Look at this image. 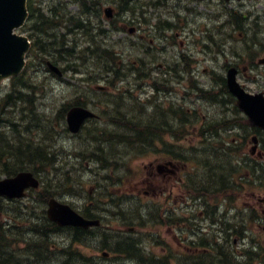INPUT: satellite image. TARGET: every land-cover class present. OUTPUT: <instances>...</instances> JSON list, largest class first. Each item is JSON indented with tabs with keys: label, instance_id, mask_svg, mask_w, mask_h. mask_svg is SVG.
I'll return each mask as SVG.
<instances>
[{
	"label": "flooded vegetation",
	"instance_id": "1",
	"mask_svg": "<svg viewBox=\"0 0 264 264\" xmlns=\"http://www.w3.org/2000/svg\"><path fill=\"white\" fill-rule=\"evenodd\" d=\"M136 2L137 0H30L31 14L20 31L28 33L38 55H47L48 60L45 63L52 56L56 57L51 62L65 77L71 73L67 70L80 71L81 65L77 62L68 63L69 50L77 56L84 51L88 56L96 49L104 47L105 43L109 45L112 35L125 34L121 39L124 41L123 46L129 45L131 50L139 47L140 50L133 51L136 57L130 58L127 63L120 61L118 72L123 76L121 82L125 79L131 80L127 82L128 86L124 91L128 98L126 108L129 113L142 114L147 98H181L184 101L189 98H207L203 99L205 104L217 109V113L201 115L202 121L199 125H205L201 130L207 132L210 126L215 125L218 132L223 134L238 133V137L233 134L231 139H226L229 142L222 140L213 144L215 148L223 150L224 156L228 155L226 150L235 149V153L228 157L236 158V170L231 174L227 165L221 163L219 185H216V180L213 182L211 169L206 163L202 164L205 177L195 174L193 169L196 168V157L205 156L207 153L211 160L212 154L210 150H204L206 143H200L197 153L192 147V152L186 153L187 157L180 155L178 109L182 108L179 103L173 105L171 112H166L172 120L166 126L161 121L156 129L160 137L152 145L155 146L154 150L157 148V157L148 162L149 177L145 179L149 181L146 184L152 189L153 193H150L152 197L155 196L157 203L160 220L157 237L164 240L166 246H174L172 258L176 263L183 258L187 260V264H196V259L201 258L204 259V264H264V183L260 182L259 170L261 161H264V131L249 128L253 145L250 142L249 156L246 155L251 168L247 172L239 161L244 160V147L248 143L242 142L243 133H239L243 129L244 117L237 108L235 98L227 92V74L230 69L234 70L237 81L245 69L249 68V72L255 68L264 69V63L259 62L261 58L264 60V57H260V54H264V20L254 14L251 22L252 46H241L239 52L238 47L227 46L231 35L224 32L231 16L235 14L229 11L220 13L223 14L222 18L228 15L221 24V17L215 22V26L209 19L206 25L201 24L199 33H194L199 38H194L193 51L189 44L185 45L180 40V33L188 35L185 26L188 17H200L196 14L186 16L194 9L188 8V4L183 6L180 2L176 3L175 0H140L139 7H136ZM247 2L251 1L232 0L228 3L242 8ZM117 45L113 44L116 50L121 47V41ZM228 52L232 62L227 57ZM158 54L163 58L162 62H157L155 55ZM167 54L170 55L169 61H166ZM220 56L223 61L218 64ZM212 63L217 68L207 67ZM240 64H244L246 68L240 69ZM201 70L205 74H201ZM49 75L59 82L65 78L56 73ZM87 78L90 79L91 76ZM86 80L82 79L81 83ZM252 80L255 81V78ZM27 89L34 93V83L28 84ZM5 96L0 98L1 130L13 129V125H24L28 119L25 114L27 99H24L22 106L13 101L16 96ZM32 97L36 95L32 94ZM191 109L185 110L183 114L193 119L197 111ZM10 112L12 118H7L6 114ZM161 113H164L163 110ZM100 117L101 115L98 119ZM63 118L64 127L54 130L47 129L51 121L41 116L31 121V125L39 130L37 137L32 139V144H46L48 156L55 165L63 163L61 142L67 137L65 116ZM53 124L56 126L55 121ZM27 131H30L28 126L21 135L22 138ZM14 139L17 140L16 136ZM255 152L260 158H254ZM44 157L48 158L45 155ZM262 177L264 178L263 171ZM141 193L149 194L148 191H139L138 194ZM3 202L28 208L25 198L12 201L3 199ZM214 227L218 230L215 231L217 237L211 239V230ZM132 231H135L134 228ZM201 236L204 238H199ZM84 241L70 238L17 240L14 241L15 246L7 250L14 254L13 257L7 259L9 256L6 255L2 258L5 259V264H67L69 260H74L76 264H100L95 261L99 260L97 254L87 256L84 253ZM201 242L203 243L200 244ZM202 245L203 249H199ZM181 251L185 255H180ZM108 255L106 258L112 260ZM127 260V263L132 264L131 257Z\"/></svg>",
	"mask_w": 264,
	"mask_h": 264
},
{
	"label": "rangeland",
	"instance_id": "2",
	"mask_svg": "<svg viewBox=\"0 0 264 264\" xmlns=\"http://www.w3.org/2000/svg\"><path fill=\"white\" fill-rule=\"evenodd\" d=\"M175 2L176 3L180 2L181 5L183 6L188 4L187 5L188 8H191L192 10L194 9L192 13H188L186 16H192L194 14L200 16L196 19L193 17H188L186 19L187 22L185 23L186 33H188V35L180 33V40L183 41L185 45L189 44L193 51H194L193 41L195 40L194 38L196 39L199 38L195 36L194 33H199L200 31L199 28L201 24L206 25L207 23H209V19H210V23L213 26H215L216 25L215 22H217L220 17L222 18L223 14H225L229 10H235L237 12L240 11L241 13H253L252 17L254 16V14H257L259 17H261L264 20V2L262 1L247 2L242 8H239L237 4H228L225 2H221V0H203L202 2H196V1L192 2L189 0H175ZM139 5H140V0L139 1L137 0L136 7H139ZM223 9H224V12L222 11ZM220 13H223V14L220 15ZM224 19L225 18L223 17L220 20V24L222 23V21H224ZM252 19L253 18H251L249 22H251ZM252 26H253V23H251L250 26H243L242 30L240 31L242 32L241 36L233 34L232 38L228 40L227 46L229 47L236 46L238 47L239 52H241L240 50L241 42H242L241 37L246 31L248 30L251 31ZM229 29L231 30V28L228 27L224 32L228 33ZM124 37H125V34L112 35L109 38L110 40L109 46L107 43H105V47L108 46L109 49H114L115 51L119 52V58L121 57L120 60H123L125 63H127L128 60H130V58L136 57L133 53L135 51L140 52V50H139V47L137 48L135 47L134 50H131L132 48L129 45L128 47L123 46L124 41H122L121 39ZM120 41L122 45L118 50H116L113 47V44L118 46L117 43ZM168 51L170 52L171 49H169ZM169 56H170L169 54L165 55L166 61L170 60ZM198 56L199 55H197V57ZM227 57L232 62L230 52H228ZM260 57H264V54H260ZM155 58L157 62L163 61V58L159 54L155 55ZM218 60H219L218 61V64H219L220 61H223V58L220 56ZM83 63L85 64L79 68V70L80 69L81 70L77 74L73 75L71 78L72 73H68V76H66L60 82L52 78L48 73H43L45 70L41 69V74H40L41 79H38L39 82H37V84L39 85L35 93L37 95V98H35L37 101L35 107L37 109L41 108V110L46 113L48 118L52 117L54 114H57V112L62 108L64 104H70L73 100L76 99L75 98L76 96H80L79 100L82 101L86 107L93 109V111H95L98 115H102V111L104 112L109 111L110 107L105 108L107 107L106 102L108 101V99L101 98L99 95H94V92H96V87L104 86L105 84V81H104L105 75H98L99 73L98 67L101 66V63H99L96 60L92 61L90 58H88L87 61ZM207 67L217 68V65L212 63V64H209ZM244 67L246 68L244 64L243 65L240 64V69ZM245 70H246L245 72L240 73V78L238 80L239 83L243 86V88L249 93H264V69L255 68L252 72H249V68ZM200 73L205 74L203 70H201ZM88 76L97 78V80L93 81L92 83L77 82L79 79L87 78ZM254 78H255V81L252 80ZM129 81L131 80L125 79V81L116 84L115 87H112V88L110 87L111 89L109 90V92L111 93V95H115L117 93H121L125 91V88H127L128 86L127 82ZM1 93L2 92L0 91V96H1ZM165 101L166 103L170 101H172L173 103L181 102V104L187 105L186 103L181 101V98H168ZM188 101H189L188 105H190L191 108H194L197 111L199 116L200 115L210 116V115H215L217 113L216 112L217 109L208 107V105L205 104L204 102H195V101H199L196 99L195 100L188 99ZM62 121L63 119H61L60 117L57 120H55L56 126H60L62 124ZM99 122L106 123V120L102 118V121H99ZM199 123L200 121L197 124ZM92 125L93 124H90V123L87 124V126H92ZM96 125L97 127H99L100 125H103V124H96ZM191 128L189 130L192 133L190 135H187V137L184 139V142L181 144V148L179 151L180 155H183L188 152L191 153L192 152L191 148L198 147L200 145V142L202 141L201 139L198 138V134L196 133L197 129L191 130ZM197 128H199V126H197ZM232 130L234 131V129ZM248 130H249V127L243 124V129L239 130V133L245 134ZM233 134L236 137H238L237 132H234ZM233 134L227 133V134H223L222 136L226 141V139H231L234 136ZM63 140L64 141L61 142L63 144L62 153L66 154L65 152H68L71 150V145H69L67 139H63ZM78 140L79 138H77V141H76L77 145H79ZM166 140L167 142H171L169 139H166ZM72 143L74 144V141H72ZM243 143L245 144L247 143V146L244 147V154L245 156L246 155L249 156L248 150L250 149V145H251L250 136H247L245 142ZM187 144H189V146ZM206 144L207 146L204 148L205 151H209L211 149V151L214 150V152L216 151L217 152L211 155L213 157L211 158V160H209L208 157L201 158L200 164L206 163L208 167L211 169V171H213V169H216L217 170L216 175H218L220 174L219 166L224 161L223 151L215 148L212 142L209 141L208 137H207ZM84 145L87 146L88 144H84ZM200 149H203V148H200ZM118 150L119 149L115 150V159L119 162L121 166H123L124 164L126 165L124 175L122 176V178L125 176V174L128 175L127 180H126L127 187L124 188V185H123V188L121 191H124L125 192L124 194L131 196L130 201H132V197L135 196L137 198V200L135 201H137L138 203H141V204L148 203L150 205L148 206L149 209L147 211L149 214L148 213L147 214L145 213V214L148 215V218L153 220V218L158 216V210L155 208V205H154L156 199H155V196L154 198L152 197L151 195V193H153L151 191L152 189L150 188L149 184H146L149 181H145V179L149 177L148 176L149 169L147 168V164L149 161L156 159L157 148L155 151L152 150L151 153L150 151H148L146 154H143L142 157H137V158H130V154H128V152L123 151V150L120 151L121 153L120 154L118 153ZM84 152L90 153V151H86V150ZM253 155H255L254 156L255 159L260 158L257 156L256 152ZM215 156H217V159H214ZM225 157H226L225 163L230 162L231 164H234L236 160L235 157H232L231 159L228 158V155ZM239 161L241 162V165L243 166V169H245V171L246 169L249 170L250 164H249V161L246 160V157H244V160L240 159ZM81 162L83 164L79 163V165L75 167L71 165L70 161H68L67 163H70V164H68L69 166L67 165L66 167V175L68 178H70L73 181V183L78 182L82 184L83 188L80 190L81 193L79 194L82 197H76V196L67 197L65 200H67L74 207H76V206H82L83 203H85V200L90 201L89 199H92V201H94L93 202L94 204L99 203V206L97 207V209L102 208L104 204L99 200L104 201L105 196H106L105 191L104 190L102 192L100 191L93 192V191L94 189H96L95 188L96 186H101V182L105 179V177L110 175L112 170L110 171V167H109L107 170V173L101 172L100 166L96 165L94 162H89L87 165H86L87 161L82 160ZM123 169L124 168H122V170ZM0 178H2V176H0ZM218 178L219 176L214 178L213 182ZM116 190L117 189L114 188L111 191L114 194ZM139 191L141 192L148 191L149 194L148 195H143L142 193L138 194ZM126 207L128 208V206ZM138 207L140 206L132 205V209H126V210H132L134 214L135 209ZM39 208L40 207H38L37 209ZM143 208H146V206ZM35 213H37V211ZM99 214L102 217V221L105 223V226L101 229V231L98 232L99 234L110 235L113 232H117V230L120 229L119 226L114 224V223H117V221L114 219V217L110 216L108 212H105V213L100 212ZM136 228H140V227L136 226ZM155 230H156V227L154 226V224L147 223L145 228L139 230L140 233L138 234V236L140 235L143 236V235H146L147 233H152ZM52 238L59 239L60 235H54L52 236ZM89 240L91 239H86L84 243L88 242L89 245L91 246L83 247L82 250L87 256H92V255L95 256V254H97L96 257L100 258V253L97 252L99 251L97 250L98 241L97 240L89 241ZM109 245L111 244L108 242V247ZM146 248L151 250L155 254L160 253V246H153L152 248H150V246L147 244ZM114 256L115 255L112 254L111 258H115ZM95 261H99L100 264H118V261L111 260V259L110 260L108 259L107 260H104V259L97 260L96 259ZM171 263L174 264L172 261Z\"/></svg>",
	"mask_w": 264,
	"mask_h": 264
},
{
	"label": "trees",
	"instance_id": "3",
	"mask_svg": "<svg viewBox=\"0 0 264 264\" xmlns=\"http://www.w3.org/2000/svg\"><path fill=\"white\" fill-rule=\"evenodd\" d=\"M245 45L252 46V40H250V44ZM103 51L104 50L96 49L94 52H91L89 56L90 58H92L94 55H96V57L99 59H106L107 61H109L107 64L112 62L117 68V71L113 72L114 76L117 78L118 72L120 71L117 63V56L114 57L112 53L107 54L103 53ZM82 53L83 54L80 56L86 55L84 54V51ZM68 54L71 55L72 52L69 50ZM20 97H22V93ZM121 103V100H115V105L112 108V112L114 115L112 121L117 124V126L119 127V131L121 130L123 132L122 137H120L121 133H117L115 134V136L120 140L121 143L129 144L131 146L150 144L152 139H155L158 136L156 129L160 126V123L159 121L156 122V115L154 116L153 114H151V116L147 117L140 115H125L122 110L123 105ZM28 111L29 118L31 116L37 115L32 106H29ZM158 111L161 112L159 107L155 106V112L157 113ZM163 118L164 119L162 125L166 126V115L163 114ZM179 120V125H181L179 138H182V136L185 135V132L182 129V125L185 120L181 114L179 115ZM29 125L30 123L28 124V126ZM88 137L93 138L92 135H88ZM14 145L6 140V138L2 136V133L0 131V176H13L17 172L25 169H30L33 172H39L40 170H45L47 166H51V162H47V159L44 157V153L42 154L41 150L32 149L29 145L25 146L22 142L18 143L16 147H14ZM37 157H39L40 159H38ZM45 179L46 176H43V180ZM72 187L73 182L70 179H67V181L61 187H58L54 184H51V186H49L47 185V182H43L41 190L35 193V204L43 205L49 198L58 196L60 193H63L65 189L71 190ZM11 212H13V216H9L8 213ZM29 215L31 214L29 213ZM4 216H8L9 219H13L15 217L20 221V223L27 222L25 220L26 215L22 212L20 207H10L9 209H5L0 204V262L5 261V259H3L2 257L5 258L6 255L9 256L7 259H11L13 257L14 254L12 252H8L7 250L14 246V241L18 240L20 237L17 234H21V231L23 230L21 227L17 230H15V228H13L12 226L5 227V224L3 225ZM59 230L60 229H58L54 224L50 223L45 218L44 210H40L39 214H34L33 219L30 220V231L34 238H49L51 234L56 233ZM69 233V238L71 239H80L85 234V232L77 229L70 230ZM75 254L76 253H74V255Z\"/></svg>",
	"mask_w": 264,
	"mask_h": 264
},
{
	"label": "water",
	"instance_id": "4",
	"mask_svg": "<svg viewBox=\"0 0 264 264\" xmlns=\"http://www.w3.org/2000/svg\"><path fill=\"white\" fill-rule=\"evenodd\" d=\"M26 17V0H0V83L4 79L18 75L24 67L29 44L26 38L16 35L13 31L23 24ZM50 68L56 71L54 67ZM228 89L237 97L239 108L255 125L264 129V98L246 94L239 88L233 71L228 74ZM92 117L94 115L86 109L71 108L66 119L69 131L77 133L83 122ZM29 187L37 188L38 181L31 173H18L12 178L0 180V197L20 198ZM47 217L61 227L75 226L86 229L98 224V221L85 220L68 205L54 199L48 202Z\"/></svg>",
	"mask_w": 264,
	"mask_h": 264
},
{
	"label": "bare ground",
	"instance_id": "5",
	"mask_svg": "<svg viewBox=\"0 0 264 264\" xmlns=\"http://www.w3.org/2000/svg\"><path fill=\"white\" fill-rule=\"evenodd\" d=\"M67 264H76V263L74 262V260H69V261L67 262Z\"/></svg>",
	"mask_w": 264,
	"mask_h": 264
}]
</instances>
